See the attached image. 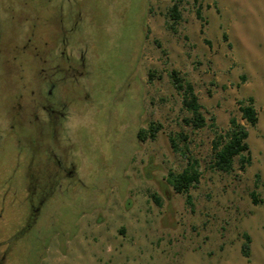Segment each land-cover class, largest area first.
Wrapping results in <instances>:
<instances>
[{"label": "rangeland", "instance_id": "obj_1", "mask_svg": "<svg viewBox=\"0 0 264 264\" xmlns=\"http://www.w3.org/2000/svg\"><path fill=\"white\" fill-rule=\"evenodd\" d=\"M173 2L0 0V264H264V0H181L176 21ZM172 71L204 127L184 125ZM50 74L70 177L51 176L56 145L28 123L44 119L29 102ZM246 98L252 127L238 112ZM231 118L249 165L213 171L214 132ZM186 158L199 172L189 204L166 181Z\"/></svg>", "mask_w": 264, "mask_h": 264}, {"label": "trees", "instance_id": "obj_2", "mask_svg": "<svg viewBox=\"0 0 264 264\" xmlns=\"http://www.w3.org/2000/svg\"><path fill=\"white\" fill-rule=\"evenodd\" d=\"M168 14L173 20L178 19V4L181 0H173ZM194 2L196 0H193ZM170 83L175 92L181 95V107L189 114L188 118L183 119L184 125L193 130L200 129L205 126L204 118L200 113V106L192 91L190 84L183 82L175 72H171ZM238 112L240 119L248 126L252 127L256 123V113L253 107L252 98L238 102ZM228 128L223 134L214 132V137L211 141L212 158L209 168L213 171L221 173H229L232 170L234 158L238 159V168L242 170L249 165L248 147L245 142L247 138V131L244 126L238 124L233 118L228 121ZM149 138L153 139L155 129L149 127ZM138 136V135H137ZM178 138L185 140L184 136L177 135ZM169 144L173 152L178 153L185 158L183 151L176 145L174 138H169ZM185 149V146L184 148ZM199 172L197 170V163L190 158H186V166L179 173H168L166 181L176 194L185 196L186 203L189 204L190 197L188 190L194 188L198 182ZM252 202L255 199L251 194ZM245 242L241 246V254L247 257L248 238L244 236Z\"/></svg>", "mask_w": 264, "mask_h": 264}, {"label": "flooded vegetation", "instance_id": "obj_3", "mask_svg": "<svg viewBox=\"0 0 264 264\" xmlns=\"http://www.w3.org/2000/svg\"><path fill=\"white\" fill-rule=\"evenodd\" d=\"M59 55L64 56V52L60 51ZM63 58L65 59L67 64H70L68 56H64ZM12 60H13V58H12ZM80 62H82L81 58H80ZM39 70H40L39 71L40 73L43 72L42 68H40ZM51 77H53L52 74H50V76H46L45 78L42 79L41 84L40 83L38 84V88H37L38 93L36 92V94H37L36 96L40 95L39 96V102H36L34 98H31L30 102H29L31 108H34V109L40 108V111H42L44 113V119L42 121H39L37 116H35L34 117L35 124L31 123V121H29L28 123L31 124L30 126L33 125L35 127V129H36L35 135L37 136L39 141L46 142V139H47L53 145H56L55 150L51 149L48 145H46V147H45L46 150H48L47 151L48 156H50V158H47L46 160H48L50 162L53 161L52 163L55 166V170H53L54 174L52 172H50L51 176L52 177H60V178L61 177L63 178V176L70 177L72 175V172H73V163L72 162H68V163L66 162V164H65V162H63L65 160L60 155H58V154H61L63 152V150L57 149V147L59 146V142H58L55 130H53L55 123H52L51 119H50V114L54 113L53 104L50 100H51V97L53 95L52 93L54 91V86H55L53 79ZM41 87H43L45 89L44 96H43V92H42L43 90L41 89ZM29 94L31 97H34L35 93L33 91H30ZM19 98H20V96L17 97V99H19ZM59 116L63 117V114L60 113ZM9 126H10V123H8V131H9ZM36 155L37 154L35 152L34 153L31 152L28 160L34 161ZM66 160H67V158H66ZM45 164L47 167V165H48L47 162ZM46 170H47V172L44 173V176L46 177L45 179L47 180L49 177V175H48L49 170L48 169H46ZM46 183L49 184V182H46ZM42 197H44V194L41 191L40 193H38V199L41 201L40 198H42Z\"/></svg>", "mask_w": 264, "mask_h": 264}]
</instances>
